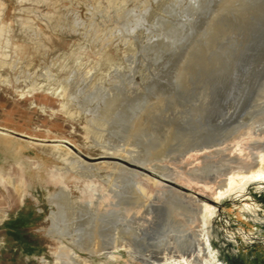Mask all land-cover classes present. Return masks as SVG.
<instances>
[{
    "label": "rangeland",
    "instance_id": "1",
    "mask_svg": "<svg viewBox=\"0 0 264 264\" xmlns=\"http://www.w3.org/2000/svg\"><path fill=\"white\" fill-rule=\"evenodd\" d=\"M0 129V174L31 187L21 200L0 183V264L66 248L89 264H217L206 236L221 264H264V180L224 193L215 172L193 175L264 149V0H0ZM68 147L173 182L91 172ZM192 198L215 207L206 225ZM59 208L64 241L48 232ZM95 232L108 253L71 244Z\"/></svg>",
    "mask_w": 264,
    "mask_h": 264
},
{
    "label": "bare ground",
    "instance_id": "2",
    "mask_svg": "<svg viewBox=\"0 0 264 264\" xmlns=\"http://www.w3.org/2000/svg\"><path fill=\"white\" fill-rule=\"evenodd\" d=\"M181 76H184V74L182 73ZM247 120V118H246ZM140 122L139 121L137 123L138 126H140ZM0 133H5L7 134V132L3 129H0ZM248 134V132H247ZM66 147L63 143H58L55 144V149L56 150H61L62 148ZM67 148V147H66ZM68 153L69 154H73L74 157H76V163L78 164L79 167L84 168L85 170L91 171V172H95V171H100L101 168L105 167V165H107V167L113 169V170H117V171H122V172H126L129 173L133 176L140 174L142 176H153V180L155 183L159 184L161 183L159 180L161 179H165L166 181H170L173 182V176L169 175V174H164L158 170H155V168L153 167L152 170L149 168L145 167L144 163H136L133 162L132 160H129L125 157H116L113 155H107V156H103L102 158H115L118 159V161H109V160H105V161H100V162H91L89 160H95V158H90L87 156H83L80 154V152H77L75 149L73 148H69L68 147ZM163 150H159L156 151V153H154L153 156H155V158H159V156L163 155ZM217 154H220V152H218ZM253 155V160L250 162H246V161H239V162H235V160L233 159H228L226 160L224 163H222V167L221 168H217L215 170H210L209 171H196L193 173V175L195 177L201 178L202 180H205L204 177H208L210 176V174L213 172H215V180L216 178L219 177H223L224 181L221 184V189L222 192L227 193V192H231L233 190H238V189H244V187L246 185H248L251 182L254 181H259V180H264V149H261L259 151L254 150L252 152ZM221 156V154H220ZM215 166H211V167H216ZM143 170L145 172H148V174H150V176L143 172ZM208 170V169H207ZM160 178V179H159ZM0 183L6 188L8 187V185H13L14 189L20 193V199L22 200L25 196V194L29 193V190L31 189V187L29 186L27 191H22L20 185L15 182L14 179L10 178V177H6L3 176L2 174H0ZM137 186V185H136ZM138 189L143 191V188L138 184ZM65 189L64 187H61L60 192H58L57 194H52L49 197V201L52 203H56L58 204V200L60 195H64L65 193ZM137 192V191H136ZM169 192H174V190L172 188H169ZM135 193V192H134ZM176 193V192H175ZM184 198H186L187 196L182 194V193H176ZM132 199V206H136L139 204V202L142 200V198L138 197L135 194L132 195L131 197ZM192 201V205L196 206L198 210H201L203 213V224L206 225L209 218L212 216V213L215 210V207H212L211 205L208 204H204L201 205L199 207V205H197V200L195 198L191 199ZM185 201V200H184ZM190 204V203H189ZM197 210V211H198ZM187 213V212H185ZM63 211L62 209L59 208V212H52L50 215V220L52 222L51 227L48 229V232L51 234V236L57 240H61L64 241L63 237H58L57 235H55V231H57L58 229H60V223L63 220ZM47 228H43L41 230H44ZM74 240V239H73ZM119 240V238H118ZM73 244V246H78L80 249L85 250V251H89L92 253H98V252H109V248L106 247L103 242H101V240L99 239L98 233L95 232V237L92 240H84L83 242H81L80 244H75V242L71 243ZM205 246L206 249L208 250V252L210 253V260L212 263H217V264H221L220 258H219V251L217 249H215L213 247V243L211 241V238H209L208 236L205 237ZM66 247V246H65ZM57 255V264H89L85 259L81 258L80 255L76 254L73 249L70 248H66V249H62L59 253L56 254ZM42 264H48L47 263V259H43L42 260Z\"/></svg>",
    "mask_w": 264,
    "mask_h": 264
},
{
    "label": "water",
    "instance_id": "3",
    "mask_svg": "<svg viewBox=\"0 0 264 264\" xmlns=\"http://www.w3.org/2000/svg\"><path fill=\"white\" fill-rule=\"evenodd\" d=\"M163 180H165V179H163Z\"/></svg>",
    "mask_w": 264,
    "mask_h": 264
},
{
    "label": "crops",
    "instance_id": "4",
    "mask_svg": "<svg viewBox=\"0 0 264 264\" xmlns=\"http://www.w3.org/2000/svg\"><path fill=\"white\" fill-rule=\"evenodd\" d=\"M13 230V229H12Z\"/></svg>",
    "mask_w": 264,
    "mask_h": 264
}]
</instances>
